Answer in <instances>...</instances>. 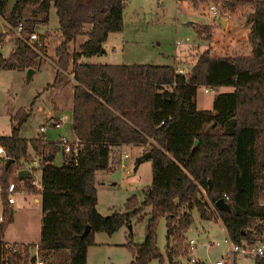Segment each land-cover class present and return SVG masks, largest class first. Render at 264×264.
Instances as JSON below:
<instances>
[{
  "label": "trees",
  "instance_id": "16d2710c",
  "mask_svg": "<svg viewBox=\"0 0 264 264\" xmlns=\"http://www.w3.org/2000/svg\"><path fill=\"white\" fill-rule=\"evenodd\" d=\"M174 1L218 4L228 17L248 6L244 26L249 54L219 56L207 49L195 54L185 75L167 65L81 63L82 58L102 53L108 34L121 32L123 0H14L17 4L8 13V0H0V19L9 31L20 26V36L25 37L48 23L50 7L55 10L61 41L49 58L54 69L50 87H63L71 76L70 130L79 143L72 162L43 134L28 141L19 137L28 113L19 109L11 117L10 134L0 136L6 156L0 167V257L3 232L13 221L4 190L10 182H22V190L35 191L29 174L23 180L15 175L20 164L30 160L28 149L38 158L41 216L38 242L16 244L8 264H33L34 247L43 264H86L94 234L110 236L145 217L142 242L134 244L130 231L126 236L129 264H178L176 247L192 224V211L200 220L209 219L208 206L230 243L264 240V208L258 205L259 181L264 178V0ZM78 36L85 40L70 52ZM37 42L35 52L15 38L9 54L0 55V70L23 72L36 66L42 37ZM200 87L233 90L213 96L211 110L201 111L194 102ZM125 145L142 147L143 154H149L150 184L141 191V201L134 195L125 201V212L101 216L96 211V173L117 166L111 157ZM58 152L62 159L56 166ZM219 199L227 209L214 207ZM161 217L163 253L156 247ZM85 227L88 231L81 237ZM252 262L264 264V258Z\"/></svg>",
  "mask_w": 264,
  "mask_h": 264
},
{
  "label": "rangeland",
  "instance_id": "374dc122",
  "mask_svg": "<svg viewBox=\"0 0 264 264\" xmlns=\"http://www.w3.org/2000/svg\"><path fill=\"white\" fill-rule=\"evenodd\" d=\"M122 11V32L117 38L122 40V47L117 50L118 54L113 58L118 62L122 50V61L124 64H171L173 53H182L183 50L191 54H196L210 49L219 56H246L250 49L246 43L245 36H236L240 30H244V18L249 13L248 6L239 7L232 16L222 14L218 4L206 2L193 6L190 2L182 1L176 3L174 0H123ZM17 3H13V6ZM213 5L216 16L208 12L207 7ZM12 6V7H13ZM27 10L25 9V13ZM48 23L38 25L35 33L42 37L43 50L41 51L40 62L33 67L34 73L28 82H25V71L17 72L11 70H0V136L10 134L11 117L21 109L28 113V118L20 128L19 136L22 138H34L36 130L44 127V138L54 141L56 134L68 132L66 125L60 131L53 129L46 123L48 114H64L70 116V90L71 76L67 75V82L63 89L55 90L50 87L53 81L54 69L49 61L53 56V51L60 39L57 29V17L55 10L50 7L47 13ZM211 19L214 20L212 24ZM227 20V26L221 27L216 20ZM3 26V34H0V55L5 57L13 47L15 30H8V27L0 19ZM197 24V25H196ZM212 27L203 30V26ZM46 27V28H43ZM88 27H85L87 30ZM210 31H209V30ZM211 29L214 30L212 33ZM26 39L25 36H21ZM216 40H213V39ZM85 40L84 36H78L74 45H71L70 52L78 49V46ZM119 41V42H120ZM225 49H220L218 46ZM221 50V51H219ZM217 51V52H216ZM194 56L195 60V55ZM110 58V59H112ZM189 61V60H186ZM176 69L182 71L183 75L190 68L189 65H182ZM206 89V93L203 90ZM231 87H218L209 89L200 87L196 90L194 102L197 110H211L213 96L217 94L231 93ZM40 135V134H38ZM69 136V135H68ZM123 151L127 158L120 157ZM29 151V149H28ZM142 147L125 145L117 148L111 160L119 163L107 171L96 173V211L101 216H108L112 211L118 213L125 212L124 203L132 195L137 201H141V191L150 184V162L148 159L140 162L136 169L137 160L143 156ZM35 156V155H33ZM36 157V156H35ZM29 162H23L20 167H26ZM53 164H61V153L55 155ZM38 166V160H37ZM39 174H34L36 183H39ZM260 191L264 190V180L259 181ZM17 202L19 196H13ZM204 201V197H201ZM13 207L12 224L3 232L2 238L6 242H15L19 237H23L29 245H35L39 239V219L37 210L31 206H25L20 211H14ZM148 210H146L147 212ZM209 219L200 220L195 210L192 211V224L184 232L183 241L176 247L178 250V264L190 263V255L187 252L186 240H194L195 247L191 257L196 259L195 264H212L220 259L224 264H253L252 258L239 256L230 257L223 227L213 212L211 206L207 207ZM147 217L141 222L131 220L130 225L120 227L115 233L108 236L103 233L94 234L93 246L86 252V264H129L132 260L130 252L123 246L129 231L132 234V242L140 244L145 232ZM164 219L161 217L156 225V247L163 253L164 240ZM218 245H215V244ZM175 244L172 245L174 247ZM39 260H42L38 256ZM149 264H157L155 261Z\"/></svg>",
  "mask_w": 264,
  "mask_h": 264
},
{
  "label": "crops",
  "instance_id": "0c3cea01",
  "mask_svg": "<svg viewBox=\"0 0 264 264\" xmlns=\"http://www.w3.org/2000/svg\"><path fill=\"white\" fill-rule=\"evenodd\" d=\"M165 1L166 0H162V3L165 2ZM211 22L213 24L214 23V20L211 19ZM227 22H228L227 20L224 21V26H221L222 29H223V27L225 29V27L227 26ZM200 26L212 27L211 25H208V24L200 25ZM43 28H46V27L43 26ZM211 31H212V33L214 32L213 29H211ZM121 32H119V35L121 34ZM247 32H248V29L245 28L244 30H240V32H238L236 34V36L237 37L238 36H245V35L247 36ZM119 35H116V33H110V34H108L107 37H106L105 43L102 45V53H100L99 55L90 57V58H82L80 60V62L81 63H87V64H111V65H133V64H135V63H133V64H124V62L121 60L122 57H123L122 54H121L122 53V50L119 53L120 54V57H119L118 62H116L115 60H113V58L118 54L117 50L120 48V45L122 44V40L120 41V39L117 38ZM213 40H216V39L214 38ZM60 41L61 40H59L58 44L60 43ZM121 47H122V45H121ZM218 47L221 50L222 49H225V47H223L222 45L221 46H218ZM188 48L189 47H187L186 50H183L182 53H180V52L173 53L171 55V64H163V65L171 66L176 71V69L178 67L179 68L180 67H183L182 66L183 64L186 65V67H187V64L189 65V63H190V68H191L192 64L195 61L194 60V56L192 57V55H195V54H191V52L188 51ZM221 50H219V51H221ZM110 58H112V59H110ZM186 60H189V61H186ZM138 64L162 65V64H155V63H153V64H150V63H138ZM190 68H188V69H190ZM32 70H33V73H34V69L33 68H32ZM178 71H180V70H178ZM33 73H32V75H33ZM32 75H31V77H32ZM31 77H30V79H31ZM70 80H71V83H72L71 85L69 84V90H70V92H69L70 93V107H69V109H70V116H66L64 114H59V113L56 112L54 114H48V116L45 118L46 123H49V125H50L51 122L54 121L57 117H65L64 122L56 130L60 131L62 129L63 125H66V129H68V132L66 134H65V132L64 133H61V134H58L57 133L55 140L54 141H51V142H56V140L58 139V137L72 138V134H71V130H70V125H71V95H72L73 81H72V79H70ZM64 87H61L58 90H61ZM19 134H20V131H19ZM38 134L39 133L36 130V136L34 138H36L37 136H39ZM42 134L44 136H46L45 135V131ZM20 138H22V137H20ZM22 139L28 141V140H31L33 138H22ZM44 140H46V138H44ZM46 141H48V140H46ZM142 150H143V148H142ZM33 155H34L33 152L29 149L28 156H29L30 160H26L27 162H29V164L26 167H31V171H30V174L27 173V172L26 173H27V175L29 174V175L32 176L31 179H34V174L36 172H40L39 165L37 166V160H38V158L35 157V156H33ZM61 159H62V156H61ZM24 171H26V170H24ZM39 179H40V174H39ZM35 183H36V181H35ZM34 187H35V191H33V192H29V191H25V190H22V192H18L16 194V196H19L18 201L16 202L13 199V201H14L13 204L12 205H9V206L8 205L6 206V208L9 210V212L11 213V215H13V207L15 206V204L16 205H19V206L16 207V208H14V211H15V209H16V211L17 210L20 211V210H22L24 208V205L25 206L27 205V206H31L32 208H34V209L37 210L36 215H37L38 219L40 220V216L41 215H40L39 183L38 184L36 183V185ZM2 211H3V207H2V204H1V201H0V219H1V216H2ZM224 234H225V231H224ZM144 236H145V232H144ZM144 236H143V238H144ZM225 236H226V234H225ZM2 242L8 243V244H28V242H25V239L23 237L17 238L15 240V242H13V243L12 242H6L2 238ZM37 242H38V239H37Z\"/></svg>",
  "mask_w": 264,
  "mask_h": 264
},
{
  "label": "built area",
  "instance_id": "2783aa9c",
  "mask_svg": "<svg viewBox=\"0 0 264 264\" xmlns=\"http://www.w3.org/2000/svg\"><path fill=\"white\" fill-rule=\"evenodd\" d=\"M157 1H159V0H157ZM207 10L213 16H216L217 10L213 5H209L207 7ZM0 26H1V29H3L2 28L3 26L1 24H0ZM13 30H15V32H16L15 38L22 39L28 48H30L31 50H33L35 52L37 51L39 43L37 42L38 37L35 33H32L28 37H26V39H23L20 36V31H21L20 26L16 27ZM2 34H3V30H2ZM176 73L182 74L181 71H179V72L176 71ZM203 92L206 93L207 92L206 89H204ZM64 120H65V117H57L54 121L51 122V124L49 126L53 129H57L64 122ZM37 132L39 134L44 133V127H42V126L39 127L37 129ZM55 143H56V146L59 148L60 152L65 157H69L72 160V162H75V159L77 158L78 152H79V143L75 137H73V136H72V138L58 137V139L56 140ZM120 148H122V147H119V149ZM120 157L123 160H125L127 158V155L121 150L120 151ZM5 160H6V156H5L4 152L2 151V149L0 148V167ZM23 169L26 170V172L30 174L31 167H26V168L21 167L20 169L15 171V175L17 174V172L19 170H23ZM263 180H264V178H263ZM30 183L33 186L36 185L34 179H31ZM22 187H23L22 182H20L18 184H14L11 182L8 183L6 189L4 190V192L6 194V202H7L8 206L13 204V202H14L13 196H15L18 192H22ZM0 191H1V189H0ZM258 205L260 207L264 208V190L260 191V195H259V199H258ZM226 241H227V246H228V254L232 258L234 256H239V257H243V258H255V257L264 258V240L263 241H257L255 243L242 242L238 245L230 243L227 239H226ZM215 245H218V244L216 243ZM186 247H187V252L190 255L188 261L192 264L197 263L196 259L191 257V255L193 254V251H194V247H195L194 240H192V239L186 240ZM1 249H2V253H1V257H0V264H8L9 254L15 253L18 249V246L16 244L3 243V245L1 246ZM31 256L34 259L33 264H43V262L38 259V254H37L35 247L33 248L32 252H31ZM212 264H224V262L222 260L218 259V260L214 261Z\"/></svg>",
  "mask_w": 264,
  "mask_h": 264
},
{
  "label": "water",
  "instance_id": "95a60500",
  "mask_svg": "<svg viewBox=\"0 0 264 264\" xmlns=\"http://www.w3.org/2000/svg\"><path fill=\"white\" fill-rule=\"evenodd\" d=\"M13 3H14V0H8L7 5H6V8H5V12H6V13L10 12V10L12 9ZM216 23L219 24V25H221V26H224V21H222V20H218V19H217V20H216ZM0 34H2L1 26H0ZM32 73H33V70L30 69V68L27 69V70L25 71V82H28V81H29V79H30ZM148 158H149V154H148V153H145V154L142 156V158H140V159L137 160L136 166L134 167L133 170L136 169L137 165H138L140 162H142L143 160L148 159ZM8 163H9V161H6L5 166H6ZM16 176H17V178H18L19 180H23V179H25V178L27 177V173H26V171H24V170H19V171L17 172ZM214 207H216L217 209H220V210H221V209H227L225 203H224L221 199H219L218 201H216V202L214 203ZM87 231H88V227H85V229H84V231H83L81 237L84 236V235L87 233Z\"/></svg>",
  "mask_w": 264,
  "mask_h": 264
}]
</instances>
